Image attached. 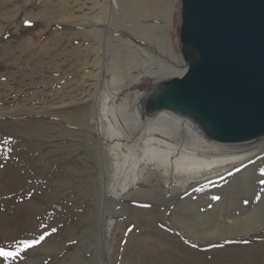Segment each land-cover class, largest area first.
I'll return each instance as SVG.
<instances>
[{"label": "rangeland", "instance_id": "obj_1", "mask_svg": "<svg viewBox=\"0 0 264 264\" xmlns=\"http://www.w3.org/2000/svg\"><path fill=\"white\" fill-rule=\"evenodd\" d=\"M160 1L164 18H174L170 32L176 31L181 57V0ZM79 5L84 8L83 0H0V246L15 250L17 239L39 241L45 236L13 264H134L141 257L140 264H147L154 254L143 257L140 249L142 238L151 237L171 248L170 254L164 253L168 258L185 255L191 259L187 264H264V186L259 184L264 150L179 199L148 184L130 193L121 186L111 188L110 140L95 127L102 118V84L93 76L96 50L79 36L95 27L82 25L86 19L79 20ZM82 10L84 16H93L91 7ZM119 33L129 34V29ZM146 46L170 69L127 94L130 106L138 93H149L157 80L181 76L188 66L171 50L160 54ZM101 61L96 67L104 71ZM249 166L256 167L249 177L253 184L241 180L247 184L243 193L236 197L235 190H226V195L222 188ZM113 193L120 197L118 204L109 202ZM218 202L234 217L247 211L229 224L233 231L221 217L207 215ZM110 220L114 227L108 240L105 223Z\"/></svg>", "mask_w": 264, "mask_h": 264}, {"label": "bare ground", "instance_id": "obj_2", "mask_svg": "<svg viewBox=\"0 0 264 264\" xmlns=\"http://www.w3.org/2000/svg\"><path fill=\"white\" fill-rule=\"evenodd\" d=\"M83 5L84 8L82 5L78 7L79 20L85 18L89 22L85 21L82 25H93L95 29H86L80 32L79 36L92 42L96 50V53L93 51L92 55L95 59L93 76L97 85L102 84L99 110L105 121L98 118L95 127L99 136L106 134L110 140L107 144H109L108 155L111 163L109 169V176H112L111 188L121 186L120 189L130 193L135 188H140L142 191L148 184L163 194H178L177 199H179L185 192H189L206 181H215L231 169L248 163L264 150V137L238 143L219 142L207 137L195 121L177 111L165 108H155L149 111L147 102L156 88L161 83L169 82L175 77L167 81L157 80L158 82L154 83L149 93L144 95L138 93L135 98L136 103L132 106L128 105L127 94L134 92L133 89L148 81L149 78L155 79L169 68V65L162 59H155L156 53L146 44L161 51L160 54H163L164 50L167 52L171 50L177 60L184 57L182 46V56L180 57L176 52L177 45L174 38L176 35H173L176 31L170 32L174 25V18L171 19L169 16L164 18L163 3L160 0H85V2L83 0ZM88 7L93 9L92 17L84 16L82 9L87 10ZM117 18L120 24H116ZM126 28L129 29V34L119 33L120 30ZM139 40L146 44H142ZM100 51L104 52V55H101ZM98 59H102L101 65H105L104 71L96 67ZM182 69L184 70L182 75L176 78L186 73L187 68ZM106 79V82L103 81ZM84 103L87 101H82V104ZM126 141L130 144L126 145ZM255 170V166H249L241 172L238 171L236 175L233 174L231 182L228 181L229 185L222 188V191L235 190L233 194L236 197L240 196L238 194L243 193L242 189L246 187L245 185L250 186L251 178L249 177H252ZM241 180H247L248 183L240 184ZM109 202L118 204L120 197L114 194L109 197ZM192 210L186 213L190 214ZM246 212L243 211L236 217ZM196 214L202 215L199 212ZM230 214L231 209L224 208L218 202L207 215L221 217L229 231H233L234 225L229 224L236 220V217ZM105 226L106 239L109 240L110 232L114 227L113 221H107ZM142 242L140 255L144 257L147 254H154L147 264H187L191 262L190 258L189 260L181 254L172 259L168 258L167 254L171 253V248L165 244L166 242L163 241L164 244H162L163 242L157 238L145 237L142 238ZM165 252L167 254H164ZM141 260L142 257L134 264H140Z\"/></svg>", "mask_w": 264, "mask_h": 264}, {"label": "water", "instance_id": "obj_3", "mask_svg": "<svg viewBox=\"0 0 264 264\" xmlns=\"http://www.w3.org/2000/svg\"><path fill=\"white\" fill-rule=\"evenodd\" d=\"M181 19L187 71L147 109L186 115L219 142L264 137V0H181Z\"/></svg>", "mask_w": 264, "mask_h": 264}, {"label": "snow or ice", "instance_id": "obj_4", "mask_svg": "<svg viewBox=\"0 0 264 264\" xmlns=\"http://www.w3.org/2000/svg\"><path fill=\"white\" fill-rule=\"evenodd\" d=\"M25 25L27 27H31V22L30 21H25ZM9 140H4L3 144H9ZM259 176L262 177L259 179V184L264 186V168L259 169ZM200 189H197L199 191ZM213 200H219V196H213ZM142 207H150V205H141ZM56 229L53 228L51 230L52 233H55ZM128 231H132V229H128ZM51 234V233H50ZM45 239V236H41L39 238V241L37 240H29V239H17L14 242V247L15 250H7L4 247L0 246V260H3L5 264H13L14 261L17 259L22 258L21 253L26 252L28 249L34 247L37 243L40 241H43ZM193 247H197L195 244L192 245ZM11 247V246H10Z\"/></svg>", "mask_w": 264, "mask_h": 264}]
</instances>
